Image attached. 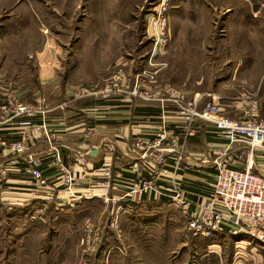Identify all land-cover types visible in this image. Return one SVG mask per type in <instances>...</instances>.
<instances>
[{
  "label": "rangeland",
  "instance_id": "1",
  "mask_svg": "<svg viewBox=\"0 0 264 264\" xmlns=\"http://www.w3.org/2000/svg\"><path fill=\"white\" fill-rule=\"evenodd\" d=\"M166 1L168 40L156 46L149 18L161 0H0V84L12 82L18 103L33 102V108L42 111L32 116L45 114L47 138L53 135L48 120L56 108L37 98L52 103L64 98L68 103L72 98L131 95L159 103L139 94L169 96V90H177L190 96L203 92L204 100L212 98L209 94L217 100L218 82L227 78L230 87L220 89L230 90L225 98L230 107L236 96L229 80L232 63L264 69V31L232 33L224 28L228 20L240 28L251 9L249 0ZM253 9L264 17V6ZM231 47L238 54H227ZM149 72L154 79L148 80ZM246 72L256 73L240 71ZM81 87L88 91L82 93ZM27 116L31 115L14 113L9 118L23 124ZM16 140H22V133ZM57 155L50 161L59 167L57 185L43 172L39 180L29 172L32 184L46 197L39 199L34 193L37 200L31 199L30 206L0 205V264H264L263 241L227 229L195 237L182 212L164 199L143 207L137 200L127 206L123 199H107V194L116 195L111 191L113 180L104 198L97 197L101 190L78 193V187L89 184L85 183L90 180L87 161L70 180L65 167L72 174L73 167ZM29 160L30 169L35 163ZM104 181V177L98 180L106 190ZM60 192L65 194L58 199L63 206L56 207ZM239 238L248 240L240 246L238 259Z\"/></svg>",
  "mask_w": 264,
  "mask_h": 264
},
{
  "label": "crops",
  "instance_id": "2",
  "mask_svg": "<svg viewBox=\"0 0 264 264\" xmlns=\"http://www.w3.org/2000/svg\"><path fill=\"white\" fill-rule=\"evenodd\" d=\"M249 3L251 9L248 10V18L246 21H241L240 28L239 26L237 28L233 26L230 20L225 22L224 28H228L232 33L236 29L241 32L246 29L264 31V25L262 24L264 23V17L257 16V9H253V5L264 6V2L259 4L256 1L249 0ZM230 51L232 54H238L235 47H231V50L225 52L229 54ZM225 69L228 68L223 70ZM241 70L256 71V73L250 74L251 76L247 72L241 75ZM229 71L234 72L229 80L232 81L231 87H233L236 95L233 102L229 101L231 106L227 107L225 101L227 95L231 93L230 90L223 89L221 91L220 89V87H230L227 78L220 79L218 82L217 100L210 94L209 96H212V98L208 97L206 99H215L222 102L220 104L223 113L233 119L243 120L250 116H264V69L250 64H242L239 61L233 62L232 66L229 67ZM255 76L257 78L251 81ZM261 81L262 85H260ZM7 86L8 84H0V94L6 92ZM240 88L244 89L241 90ZM15 91L18 92L16 88ZM32 93L31 91L28 92L30 101L34 99ZM132 93L135 95L134 92ZM204 95L206 94H203V92H196L191 96H201L203 98ZM1 98H7V95H3ZM46 99L47 104L49 103L56 108L55 111H52L53 113L48 120L53 130L51 138H47L43 132L42 126L43 122L46 125V118L44 119L41 116L42 114L27 116V121L19 124L16 118L13 120L9 118L12 114L10 111H3L0 107V119L2 121L0 133L10 140L19 139L22 133V140L26 142L28 140V148L23 154L17 155L16 152L7 149L0 150V166L9 168L7 182L0 185V205L5 203L13 208L20 205L30 206L31 199L37 200L33 198L34 193H39V199L46 197L43 190L32 184L28 160L31 155L42 156L44 162L40 169L44 177L49 182L57 185L59 182V167L53 166L50 162L52 157L56 156L57 151L60 152L61 160L76 170L82 168L78 163L79 151L85 152L87 167L90 170V180L85 182L89 184L77 188L78 193L86 190L95 192L101 190L98 191L100 193L97 194V197L104 198L107 192L98 180L100 177H104L105 165H110L116 171L114 179L116 182L113 183L114 186L111 188L113 194L116 195L111 197L107 194L105 198L123 199L127 202L125 203L127 206H133L134 202L132 201L137 200L135 203L142 207L159 199L165 200L153 191L141 195L136 194L133 198L126 197L124 194L131 180L151 177V173L157 166L155 155L159 153V149L146 142L154 143L158 139L161 123L164 125V130L168 131L166 141L168 145H173L175 139H182L184 130L182 124L176 118L175 107L171 102L163 105L156 102L141 101L136 97H131V95L113 99L72 98L68 103L64 101V98L57 99L55 103L50 102L49 98H37L36 101L44 100L46 102ZM2 102L0 100V104ZM30 103L33 106V102ZM36 112L40 113L39 110H36ZM7 117L11 121L7 120ZM196 129V134L188 138L187 158H185L183 168L179 170L178 174L187 191L197 197L204 193L206 186L213 181L212 159L216 148L222 147L228 142L209 123L199 120ZM240 147L243 150L247 148L245 144L240 145ZM204 159H208L209 162L205 163ZM168 161L173 162V156H168ZM243 161H245V158H243ZM243 161L236 162L234 166L238 168L245 167ZM253 169L264 175V149L257 150L254 156ZM118 181L121 183H118ZM64 195V192L58 193L57 198H55L56 207L63 206V203L58 199ZM247 240L240 238L236 240L235 256L237 258L241 257L242 254L240 246L244 244L243 241ZM259 240L264 242V236L263 239ZM239 262H241V259Z\"/></svg>",
  "mask_w": 264,
  "mask_h": 264
},
{
  "label": "built area",
  "instance_id": "3",
  "mask_svg": "<svg viewBox=\"0 0 264 264\" xmlns=\"http://www.w3.org/2000/svg\"><path fill=\"white\" fill-rule=\"evenodd\" d=\"M166 2L161 0L149 18L150 25L154 29L151 31L152 33L154 31L156 46L161 42L165 44L168 40L170 21L167 17ZM153 74V72L147 74L151 78L148 80L154 79ZM80 91L84 93L88 89L81 87ZM3 95H7V98H1ZM139 95L163 105L171 102L175 107L176 118L182 124L184 135L183 140L175 139L173 145H168L166 143L168 131L164 130V125L161 123L158 139L154 143L146 142L159 149V153L155 155L157 166L151 173V177L131 180L124 195L133 197L148 191L155 192L159 197L165 198L170 206L182 212L187 229L195 237H210L216 232L227 229L235 234L243 232L263 239L264 175L255 171L253 165L257 150L264 149V116H250L243 120L233 119L223 113L220 102L215 99L204 100L201 96H190L183 91L169 90V96H161L158 92L141 91ZM0 100L3 101L0 104L3 111H10L12 114L33 115L36 113V109L30 104L18 103L12 82H9L6 92L0 94ZM42 116L45 119L44 113ZM199 120L213 125L228 143L216 148L212 159L213 181L206 186L204 193L196 197L184 187L178 172L183 168V162L187 158L188 138L196 134V124ZM42 127H46L44 122ZM46 133L48 134V130ZM27 144L28 140L27 142L10 140L0 133V150L26 151ZM243 144L247 146L246 150L240 147ZM57 153L59 161L62 162L60 152L57 151ZM170 155L174 158L173 162L168 161ZM35 157L30 156L29 161H34L35 165L30 166L29 172L33 178L39 180L42 177L40 166L43 164V157ZM85 157V152L79 151L78 163L85 164ZM203 161L209 162L208 159ZM241 161L244 162L245 167L234 166L236 162ZM64 167L63 165V170ZM77 171L73 168L72 174L71 170L65 167L70 180L77 176ZM115 172L112 166L105 165L103 176L106 191L116 177ZM8 174L9 168L0 166V183L7 180Z\"/></svg>",
  "mask_w": 264,
  "mask_h": 264
},
{
  "label": "water",
  "instance_id": "4",
  "mask_svg": "<svg viewBox=\"0 0 264 264\" xmlns=\"http://www.w3.org/2000/svg\"><path fill=\"white\" fill-rule=\"evenodd\" d=\"M92 153L94 154L95 152L93 151Z\"/></svg>",
  "mask_w": 264,
  "mask_h": 264
}]
</instances>
